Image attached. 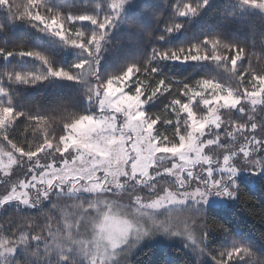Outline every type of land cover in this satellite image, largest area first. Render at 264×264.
Instances as JSON below:
<instances>
[{"label": "snow or ice", "instance_id": "6c2138e0", "mask_svg": "<svg viewBox=\"0 0 264 264\" xmlns=\"http://www.w3.org/2000/svg\"><path fill=\"white\" fill-rule=\"evenodd\" d=\"M207 3L171 6L175 17H189ZM131 4L93 0L92 11L78 14L50 0H0L9 23L25 22L84 54L66 68L41 51L0 44V210L15 205L0 218V264H130L157 235L180 239L192 264H264V245L224 225L218 235L208 222L210 196L239 200L243 173L264 180V55L254 64L246 46L212 35L176 48L154 44L143 62L102 78L107 37ZM238 4L264 14V0ZM127 23L161 40L184 27L165 22L153 37ZM16 57L46 71H18ZM164 61L208 63L224 79L177 81L159 75ZM49 79L82 84L95 111L61 115L60 132L50 130L43 115L16 103L17 85ZM161 97L159 111L146 110ZM22 126H31V139L16 136Z\"/></svg>", "mask_w": 264, "mask_h": 264}, {"label": "trees", "instance_id": "16d2710c", "mask_svg": "<svg viewBox=\"0 0 264 264\" xmlns=\"http://www.w3.org/2000/svg\"><path fill=\"white\" fill-rule=\"evenodd\" d=\"M16 3L26 4L27 0H15ZM189 0H137L132 1L131 7L126 9L125 19L111 29L107 37L105 50L100 61V75L107 78L126 69L129 64L141 63L150 53L153 45L161 48H176L201 41L205 36L218 35L227 42L246 46L248 51L256 53L257 57L264 55V14L258 11L241 10L235 0H209L206 6L199 8L197 15L189 17H175L173 4H181ZM197 6L203 0H191ZM50 3L64 10L86 14L92 11L93 0H50ZM153 13L160 14L157 19ZM134 21L144 30L152 32L153 37L162 34L165 22H181L184 27L164 39H149L145 31L137 27H130L127 21ZM0 23L5 24L7 31L0 33V44L20 50L19 46L41 51L49 56L54 66L70 67L73 63L84 58L81 50L66 46L58 38L50 34L37 31L31 25L15 21L9 23L5 9H0ZM86 30L91 25H82ZM18 71H40L46 69L39 62L31 58L16 57L12 61ZM264 66V62H261ZM159 75L173 77L177 81L191 82L207 75H216L224 79V74L217 71L208 63L194 62L179 63L164 61L160 65ZM16 103L25 110H31L45 117L49 129L60 132L62 124L60 116L85 111H95V106L86 99V90L82 84L73 81L49 79L35 85H17ZM161 97L155 104L146 105V110L159 111L163 106ZM235 116L236 114L233 113ZM41 127H43V122ZM31 126H22L16 134L20 139L26 133L31 139ZM15 139V137H13ZM5 147L0 144V148ZM7 150V149H6ZM248 173H243L247 175ZM247 183L240 185V199L234 201L231 207L210 206L208 212L209 226L217 231L220 225L237 230L254 246L264 245V180L258 177L245 176ZM15 205H8L6 210H0V218L10 215ZM30 211V210H29ZM59 211V209H57ZM55 226V218H53ZM175 243H149L133 253L130 264H192V256L181 245ZM218 247L217 244L212 245Z\"/></svg>", "mask_w": 264, "mask_h": 264}, {"label": "rangeland", "instance_id": "374dc122", "mask_svg": "<svg viewBox=\"0 0 264 264\" xmlns=\"http://www.w3.org/2000/svg\"><path fill=\"white\" fill-rule=\"evenodd\" d=\"M132 1H134V0H132ZM135 1H137V0H135ZM209 1V0H208ZM235 3L237 4L238 3V0H235ZM129 7H131V5H129V6H127L126 7V9H129ZM125 9V12H124V16H125V13L127 12V10ZM124 19H125V17H124ZM123 22V21H122ZM13 171H14V178H15V175H19V172H18V170L16 169V166H13ZM0 175H2V173H0ZM245 176H248V174L247 175H245ZM244 176V177H245ZM20 178H23L22 176L20 177ZM234 204V201H230V202H218L217 201V199L215 198V197H211L210 196V199H209V207L210 206H222V207H231L232 205ZM162 242H169V243H175V242H178L177 244L178 245H181V247H183L184 248V246H183V242L180 240V239H178V238H168V237H164V236H162V235H157V236H155V237H152V238H150V239H145L140 245H139V247H137L135 250H134V252L135 251H137V250H139L140 248H141V246L142 245H145V244H149V243H162ZM185 249V248H184ZM186 250V249H185ZM187 251V250H186ZM133 252V253H134ZM187 252H189V251H187ZM133 253L128 257V259L130 260V258H131V256L133 255ZM189 254L191 255V253L189 252Z\"/></svg>", "mask_w": 264, "mask_h": 264}]
</instances>
